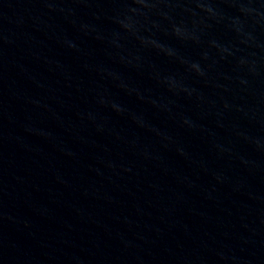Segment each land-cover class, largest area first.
Returning a JSON list of instances; mask_svg holds the SVG:
<instances>
[{
    "label": "water",
    "instance_id": "water-1",
    "mask_svg": "<svg viewBox=\"0 0 264 264\" xmlns=\"http://www.w3.org/2000/svg\"><path fill=\"white\" fill-rule=\"evenodd\" d=\"M0 264H264V0H0Z\"/></svg>",
    "mask_w": 264,
    "mask_h": 264
}]
</instances>
